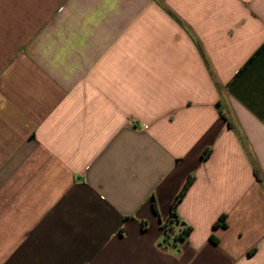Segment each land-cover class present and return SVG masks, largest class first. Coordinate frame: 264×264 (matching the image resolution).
Masks as SVG:
<instances>
[{
  "label": "crops",
  "instance_id": "0c3cea01",
  "mask_svg": "<svg viewBox=\"0 0 264 264\" xmlns=\"http://www.w3.org/2000/svg\"><path fill=\"white\" fill-rule=\"evenodd\" d=\"M0 264H264V0H0Z\"/></svg>",
  "mask_w": 264,
  "mask_h": 264
},
{
  "label": "trees",
  "instance_id": "16d2710c",
  "mask_svg": "<svg viewBox=\"0 0 264 264\" xmlns=\"http://www.w3.org/2000/svg\"><path fill=\"white\" fill-rule=\"evenodd\" d=\"M206 156H207V154H206ZM255 174H256L257 178L260 179L259 173L257 170H255ZM192 183H193V177L190 176L188 178L186 184L184 185V187L182 188V190L176 196L174 202L172 203L168 222L163 225V229H164L165 234H166V241L168 238L172 237L176 233V230L178 228H179V233L175 237L174 243L179 242V241H184L186 239V237L191 232V228L189 226H187L184 222L180 221L178 214H177V208H178L179 204L182 202V200L184 199V197L187 194ZM219 223L225 226L223 216L220 217L218 223H216L215 226H217V224H219ZM212 240H214L213 237H212Z\"/></svg>",
  "mask_w": 264,
  "mask_h": 264
}]
</instances>
